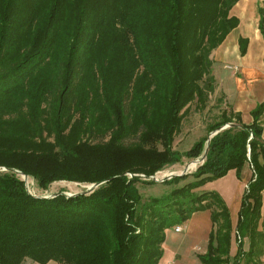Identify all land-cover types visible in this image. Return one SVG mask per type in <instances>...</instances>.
Listing matches in <instances>:
<instances>
[{"label":"trees","instance_id":"16d2710c","mask_svg":"<svg viewBox=\"0 0 264 264\" xmlns=\"http://www.w3.org/2000/svg\"><path fill=\"white\" fill-rule=\"evenodd\" d=\"M239 1L0 0V264H159L166 231L203 211L214 228L203 264H262L264 103L251 125L216 123L174 149L191 104L206 108L215 91L211 55L238 27ZM205 152L194 181L161 198L141 193L154 182L126 176ZM246 165L253 178L233 230L223 198L199 190ZM14 171L43 191L98 187L32 196Z\"/></svg>","mask_w":264,"mask_h":264},{"label":"crops","instance_id":"0c3cea01","mask_svg":"<svg viewBox=\"0 0 264 264\" xmlns=\"http://www.w3.org/2000/svg\"><path fill=\"white\" fill-rule=\"evenodd\" d=\"M263 12V15L261 14ZM231 16L239 20V25L226 40L211 55L212 76L215 79L216 97L223 98L235 115L234 122L251 125L254 122L253 111L264 103V31L261 29L264 18V0H240L231 11ZM264 24L262 25V27ZM247 41L246 53H241L239 41ZM238 68V72L228 69ZM229 71L231 75L227 74ZM259 125L264 130V113L260 117ZM264 140V132H263ZM192 161V160H191ZM229 173L238 174L236 171ZM191 175V174H187ZM228 177L221 179L225 181ZM232 176L228 184L215 189L225 201L229 212L233 230L237 226L241 199L246 186L253 178V170L246 165L241 172V178ZM264 211V209H263ZM180 233L173 229L166 231L163 244V257L159 264H203L199 256L207 251L210 235L213 232L211 212L203 211L193 215L188 224L182 226ZM230 248L233 258L238 250V243L234 237ZM249 247L248 240L244 241V248ZM264 264V253L259 259ZM24 264H37L26 261ZM49 264H57L50 262Z\"/></svg>","mask_w":264,"mask_h":264},{"label":"rangeland","instance_id":"374dc122","mask_svg":"<svg viewBox=\"0 0 264 264\" xmlns=\"http://www.w3.org/2000/svg\"><path fill=\"white\" fill-rule=\"evenodd\" d=\"M227 74L231 75L232 72L229 71ZM213 93H211L209 96V100H208L206 108L203 109L200 105H198L197 102H194L193 104H191L190 110L188 114L186 115L182 123V126L175 138L174 149L176 151L185 152V151H188L190 148H192L198 141H200L201 139H203L204 137L208 135V127L210 125L224 122V121L228 122V121L233 120L235 114L231 110L230 106L227 105V103L225 102L223 98L220 99V97H216ZM213 135H210L209 138H212ZM190 161L191 160L183 159L182 163L173 165L171 167H166L151 176H154L156 174H159L160 176H164V175H169V173H175L176 175H180V176H175V177L186 176L187 174H184V175H181V174L185 166ZM141 175H144V174H132V173L126 174V176L129 179H132L134 177H138ZM227 175L228 177L225 179V181H221V179L223 180L224 177L221 179L215 180L213 182L206 184L199 191L214 192L215 189L218 187H221L222 184H225V186L229 185L230 187H232V184H228V183L230 182L232 176L237 177V175H235L234 173H228ZM146 177L148 178L150 176H146ZM238 180L240 179L238 178ZM193 181H194V177L192 175H187L184 178L178 179V181L174 183H167V182L155 183L154 182L151 185L144 184L140 186V188H141V193L144 197L161 198L171 193L173 189L182 187ZM91 186H92L91 184L69 183L66 181H61V182H56L52 184L48 191L39 190V192L45 195H48V194L55 195L60 192H63L66 195H74V194H80L83 192H87V190H89Z\"/></svg>","mask_w":264,"mask_h":264},{"label":"built area","instance_id":"2783aa9c","mask_svg":"<svg viewBox=\"0 0 264 264\" xmlns=\"http://www.w3.org/2000/svg\"><path fill=\"white\" fill-rule=\"evenodd\" d=\"M228 69L235 71V73L238 72V68H232V67H228ZM205 163V154L201 155L199 158L190 161L184 168L183 172L181 175L184 174H193L198 167L202 166ZM9 172V170L5 167H0V173H6ZM15 173L18 174V176L21 178V180L25 183V187L28 191V193L32 196H42V197H52L53 195H45V194H41L39 192V189L36 186V183L33 179H31L30 177L20 173L19 171H14ZM175 176H180V175H176L175 173H169V175H164V176H160L159 174H156L154 176H150V177H146L144 175L138 176L141 179H144L145 181H152L155 183H161V182H165V181H169L171 180L173 177ZM94 185H92L89 190H93L95 188H93ZM248 189V186H246L245 190ZM183 228L182 226L180 227H176L175 228V232L176 233H180L182 232Z\"/></svg>","mask_w":264,"mask_h":264},{"label":"water","instance_id":"95a60500","mask_svg":"<svg viewBox=\"0 0 264 264\" xmlns=\"http://www.w3.org/2000/svg\"><path fill=\"white\" fill-rule=\"evenodd\" d=\"M230 127V125L229 126H225L223 129H227V128H229ZM205 155H206V152L204 153ZM98 186L97 185H94V187L93 188H97ZM90 190H87V192H89ZM66 195V194H65ZM74 195H76V194H74ZM74 195H67V196H74Z\"/></svg>","mask_w":264,"mask_h":264}]
</instances>
